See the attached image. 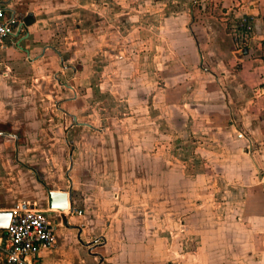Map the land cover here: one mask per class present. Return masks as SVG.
<instances>
[{
    "label": "crops",
    "instance_id": "1",
    "mask_svg": "<svg viewBox=\"0 0 264 264\" xmlns=\"http://www.w3.org/2000/svg\"><path fill=\"white\" fill-rule=\"evenodd\" d=\"M186 2L192 23L177 35L192 39L198 63L194 95L203 124L195 133L199 146L205 133L204 147L222 151L209 159L205 179L211 196L228 204L235 196L241 200V207L231 210L208 208L217 219L213 223L225 231L220 239L202 237L197 224L191 236L186 220L174 231L163 215L162 222L154 219L148 193H168V173L119 174L120 181L113 182L122 187L100 184L99 174L76 187L75 177L72 191L64 179L65 149L73 148L67 153L73 170L104 163L105 150L123 148L107 140L103 109L91 115L87 95L78 93L77 85L107 84L100 67L128 68L132 84L140 69L152 68L155 51L168 63L170 33L177 31L171 30L168 9L157 12L155 0H0V8L26 28L23 38L12 36L0 47V211L36 203L54 222L55 245L39 252L37 264H264V250L235 253L227 233L233 225L250 230L246 214L253 211L256 236H242L240 243H260L261 235L264 245V209L247 205L254 193L264 198V0H178ZM243 20L247 30L239 28ZM118 82L125 83L122 76ZM89 117L96 127L87 124ZM49 149L56 152L43 155ZM43 165H53V172L43 171ZM216 165L224 171L214 170ZM48 191L66 192L68 208H48ZM202 211L200 206L191 213L196 218ZM229 211L235 213L233 224L219 222ZM0 264H5L1 252Z\"/></svg>",
    "mask_w": 264,
    "mask_h": 264
},
{
    "label": "rangeland",
    "instance_id": "2",
    "mask_svg": "<svg viewBox=\"0 0 264 264\" xmlns=\"http://www.w3.org/2000/svg\"><path fill=\"white\" fill-rule=\"evenodd\" d=\"M155 1H158L157 12L160 13L162 10L168 9L171 17V30H177L170 33L171 52L169 62L162 63L165 60L162 61L161 53L155 51L153 53L154 63L152 68L140 69L137 72V80L133 79L132 84L129 83L131 72L128 68L110 70L100 67L99 75L103 74L102 76L108 77L107 84H100L101 82L95 79L97 82L88 87L77 85L79 88L78 93L87 95L86 99L88 101H86L89 103L91 115L93 114L92 111L96 113L99 108L103 109L107 140L118 142L123 148L105 150L106 162L104 163L82 165L78 166L77 169L72 170L71 168L70 170L67 153L69 154V151L71 153L73 148L70 145L68 146L66 142L67 146L71 148L65 149V155L57 149L58 156L63 155L66 162L64 179L68 181V187L72 191L74 183L76 187H79L80 185L77 183L90 179L91 174H99L102 180L100 184L102 183V185L115 184V187H122L121 182H113L120 181L119 174L129 176L136 171L142 174L145 172L168 173L169 187H165V190L169 188L168 193H164L163 196L161 192L158 194L154 192L153 195L148 193L149 204L155 208L154 219L162 222L163 218L161 216L163 215L168 220V227L171 230L175 229V225L186 220L188 226L191 227V229H186V233L191 236L194 233L193 225L197 224L202 227L198 232L202 237L213 236L220 239L223 235L225 236V231L220 223H213L217 219H214L216 218L215 215L210 214L208 208L210 206L220 208L222 205L231 210V208L237 206L241 207V200L235 196L228 204L220 195L213 196L212 194L211 196L209 192L211 189L210 183L208 179H205L206 176L210 175L208 173L211 172V166L208 164L209 159L213 154L215 156L222 154V151L221 148H216L212 153V150L204 147L207 144L205 133L202 134L204 145L199 146V133H195V126L202 123L200 122L201 118H199L201 114H196L197 109L199 111L201 107L195 104L196 95H194V79L198 76V63L192 53V39L188 36L177 35L179 31L188 32V25L192 23L190 16L192 6L191 3L187 2L185 4L178 3V0H169L164 5L161 3L162 0ZM144 47L146 45H143L140 49L142 50ZM121 76L125 83L118 82ZM55 106L58 105L55 104ZM92 119L89 117L87 124L96 127L97 124ZM229 122L227 119V124ZM67 126L64 124L62 130L65 131ZM51 138L54 140V136ZM55 145H57V142H55ZM46 152L48 157L56 150H43V155ZM77 152L80 155L85 154L82 149L77 150ZM135 159L137 160L135 161ZM134 162H138L137 165ZM153 162L154 165L152 166ZM51 167L54 169L53 165L42 166L43 171L50 173L53 172ZM216 167L218 171H224L225 169L224 166L218 167L217 165L213 169L215 170ZM179 175H181V178ZM75 177L78 178V182H74ZM143 187L144 189L147 188L145 184H143ZM248 204L250 210H256L258 207L264 209V198L261 194L254 193L248 199ZM200 206L203 211L195 218L191 212L194 208ZM30 207L38 210L41 208L36 203L31 204ZM161 208L165 209L164 213L166 214L161 213ZM234 214L229 211L226 218L225 214L222 213L223 219H220L219 222L230 220L233 224L232 217L235 216ZM247 216L253 224L250 230L246 229L249 225L243 228L233 225L231 231L227 232L234 239L232 247L234 252L238 254L264 250L261 235L259 239H256L260 240V243L249 245L240 243L242 236L250 238L256 236L258 231L255 223L256 214L250 211L246 214ZM235 218V221H237V217ZM238 219L241 220L239 217ZM229 240L232 241L231 238Z\"/></svg>",
    "mask_w": 264,
    "mask_h": 264
},
{
    "label": "built area",
    "instance_id": "3",
    "mask_svg": "<svg viewBox=\"0 0 264 264\" xmlns=\"http://www.w3.org/2000/svg\"><path fill=\"white\" fill-rule=\"evenodd\" d=\"M239 28L248 29L244 20ZM25 34V23L13 12L0 8V47L12 36L21 39ZM53 226L54 222L42 210H12L8 228L3 232L1 260L5 264H37L39 252L55 245Z\"/></svg>",
    "mask_w": 264,
    "mask_h": 264
},
{
    "label": "water",
    "instance_id": "4",
    "mask_svg": "<svg viewBox=\"0 0 264 264\" xmlns=\"http://www.w3.org/2000/svg\"><path fill=\"white\" fill-rule=\"evenodd\" d=\"M68 198L67 193L60 192H47V207L50 209H56L62 212L68 208L67 206ZM11 218V211H0V232H4L9 225Z\"/></svg>",
    "mask_w": 264,
    "mask_h": 264
}]
</instances>
